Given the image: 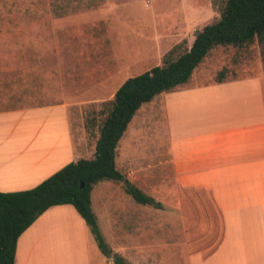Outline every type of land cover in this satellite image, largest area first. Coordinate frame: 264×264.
Segmentation results:
<instances>
[{
    "label": "crops",
    "instance_id": "obj_1",
    "mask_svg": "<svg viewBox=\"0 0 264 264\" xmlns=\"http://www.w3.org/2000/svg\"><path fill=\"white\" fill-rule=\"evenodd\" d=\"M197 67L185 84L157 95L168 148L151 144V128L127 139L141 106L115 149L117 170L134 184L151 178L153 158H168L182 190L170 226L174 239L153 238L151 210L121 182L95 183L91 209L111 249L131 264H264V65L247 76L206 82L193 78ZM119 75L99 66V88L104 81L117 86L110 98L131 77ZM79 112L80 118L66 101L0 110V192L33 188L67 163L93 157L98 134L90 149ZM188 189L199 190L190 192L189 207L183 201ZM167 226L159 223L158 230ZM14 264L115 263L100 252L75 208L57 204L19 235Z\"/></svg>",
    "mask_w": 264,
    "mask_h": 264
},
{
    "label": "rangeland",
    "instance_id": "obj_2",
    "mask_svg": "<svg viewBox=\"0 0 264 264\" xmlns=\"http://www.w3.org/2000/svg\"><path fill=\"white\" fill-rule=\"evenodd\" d=\"M224 1L0 0V110L69 102L73 114L79 116L81 110L91 149L110 94L117 87L106 86L104 81L99 88V66L107 75L119 71L121 80L161 64L169 50L179 54L189 47L196 29L218 19ZM263 52L256 40L242 47H213L197 65L193 78L211 81L221 68L227 78L247 76L261 62L264 65ZM3 81L8 82L7 87ZM141 106L127 139L136 141L134 133L151 128V144L157 143L165 151L168 143L159 96ZM153 154L160 156L156 150ZM167 159L153 158L151 178L134 182L160 203L159 207L145 205L151 210L153 238L174 239L170 226L177 221V193L179 189L182 195V190ZM192 190L184 193L188 207ZM159 223L168 224L169 230L159 231Z\"/></svg>",
    "mask_w": 264,
    "mask_h": 264
},
{
    "label": "trees",
    "instance_id": "obj_3",
    "mask_svg": "<svg viewBox=\"0 0 264 264\" xmlns=\"http://www.w3.org/2000/svg\"><path fill=\"white\" fill-rule=\"evenodd\" d=\"M255 40L264 49V0H225L218 19L194 31L190 47L177 55L171 49L161 64L127 78L108 101L104 119L98 125L92 158L67 163L33 188L0 192V264H14L19 235L47 208L57 204H71L75 208L104 256L115 264H131L111 249L98 227L91 209L93 185L101 180L121 182L136 202L159 207V202L115 166V149L129 122L141 105L185 84L213 47H242ZM262 59L264 62V52ZM224 74L221 69L216 80L221 81Z\"/></svg>",
    "mask_w": 264,
    "mask_h": 264
}]
</instances>
